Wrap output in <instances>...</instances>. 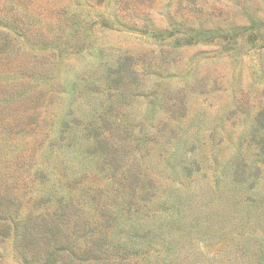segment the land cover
<instances>
[{
  "label": "rangeland",
  "instance_id": "obj_1",
  "mask_svg": "<svg viewBox=\"0 0 264 264\" xmlns=\"http://www.w3.org/2000/svg\"><path fill=\"white\" fill-rule=\"evenodd\" d=\"M0 264H264V0H0Z\"/></svg>",
  "mask_w": 264,
  "mask_h": 264
}]
</instances>
